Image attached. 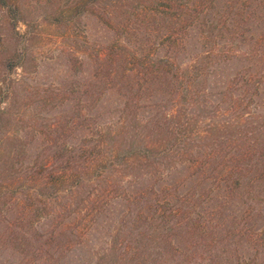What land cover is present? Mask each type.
<instances>
[{"label": "rangeland", "instance_id": "374dc122", "mask_svg": "<svg viewBox=\"0 0 264 264\" xmlns=\"http://www.w3.org/2000/svg\"><path fill=\"white\" fill-rule=\"evenodd\" d=\"M11 1L21 8V18L16 22L9 9L0 5V264H91L99 258L108 262L116 256L111 251L114 243L127 242L124 224L134 209L135 221L151 219L152 198L164 201L167 196L177 198L199 191H204L203 201L192 199L183 214L192 211L195 217L200 213L211 219L237 241L239 255L251 257L250 264H254L256 255L258 262L262 261L264 209L251 206L249 200L252 193L263 196L264 182H254L250 195L220 191L213 192L214 198L204 196L210 187L216 188L217 180L214 182L209 173L223 175L222 158L239 152L235 153L239 146L234 139L212 146L215 139L205 136L206 129L221 125L234 114L239 116L245 111L248 115L246 111L250 110L251 116L246 119L249 130L244 137L251 139V155L264 147V0H205L206 14L191 27L181 1L171 2L167 14L163 12L167 7L159 0H131L127 20L119 11L124 0H117L114 10H107L108 0H99L98 10L102 13L114 11L113 22L91 11L71 21L63 17L86 0ZM150 3L159 4L156 15L151 14ZM182 9L184 14L178 20L174 18L173 23L170 17ZM60 15L63 18L57 20ZM125 21L127 27L123 26ZM212 26L218 29L210 31ZM172 31L173 36L178 35L176 43L168 38ZM119 40L131 49L130 60L135 53V64L149 56L155 59L170 55L182 69L194 63L200 53L215 51L198 67L208 76L196 84L202 94L205 88L206 95L185 99V113L171 126L179 137L181 133L187 137L181 146L188 159L189 151L199 160L215 151L213 162L208 161L204 171L189 166L182 154L173 156L174 160L166 156L163 164L155 165L151 160L141 167L137 163L133 167L119 162L111 165L109 160L90 163L94 154L109 156L119 146H129L132 137L141 146L152 143L164 149L167 132L161 129L151 134L149 127L151 123L165 127L168 121L161 112L174 109L177 103V97L161 91L151 75L142 77L139 66L131 62L127 84L141 89L136 91L134 106L123 109L126 95L115 84L120 73L108 77L95 58L106 45ZM219 49L227 54L223 56ZM18 53L17 64L7 66L8 59ZM97 70L100 79L96 78ZM242 79L252 81L248 89L254 95L246 99L250 109L245 105L240 111L238 102L237 108H232L225 90L231 83L235 95L243 97L246 89L241 86ZM92 90L98 96L105 90L95 105L90 98ZM110 132L123 134L121 143ZM104 164L111 165L109 170L104 171ZM77 173L83 176L79 184ZM203 177L207 178L205 184H201ZM147 192L150 201L136 207L132 201ZM61 230L66 232L62 241L70 247L85 246L83 256L72 258L79 249L62 255ZM185 236L174 243L177 250L185 249ZM258 244L261 252L256 254ZM126 245H135L133 237ZM193 253L186 257L191 258ZM141 261L135 259L133 264Z\"/></svg>", "mask_w": 264, "mask_h": 264}, {"label": "trees", "instance_id": "16d2710c", "mask_svg": "<svg viewBox=\"0 0 264 264\" xmlns=\"http://www.w3.org/2000/svg\"><path fill=\"white\" fill-rule=\"evenodd\" d=\"M174 1H176V3L181 1L180 6L185 11H188V18L191 23L190 27L195 25L199 18L204 17V14H206L204 11L208 8L204 5L205 0H159L161 4H164L165 7H167L163 9V12L169 14V9H171L169 4ZM99 4V0H86L82 3L79 2L74 5V9L70 13L71 15L69 14L68 16L63 17H65L67 21H71L76 16L79 17L82 13L91 11L97 15V17L99 16L100 18H104L106 16L109 22H113L115 16L113 15L114 11H111L112 13L107 12L104 14V12L102 13L100 9L98 10V7L100 6ZM107 4L109 5L107 10H111V8L114 10L115 6H118L117 0H108ZM0 5L9 9L13 22L18 21L21 18V8L18 3H12L11 0H0ZM130 5L131 0H124V4L119 5V11H121L120 14L122 17L125 15L127 20L129 16L128 12H130ZM149 6L150 9L153 10L151 13L152 15H156L155 10L158 12L160 11L158 3H155V5L150 3ZM183 9L181 12L176 13V15L172 17H170L172 15L171 13L169 16L170 19L173 21L174 18L177 20L179 19L178 17L181 18V14H184ZM63 17L61 15L57 16V20H61ZM125 23L126 24L123 23V26L127 27L128 22L125 21ZM216 29L218 28L212 26L210 31H215ZM173 32L174 31H172L168 38L172 40V42L176 43L178 40V35L173 36L172 34L175 33ZM213 33V35H215V32ZM105 47L106 48L103 53H99L95 57L96 63H98L97 66L98 68H104L105 74L108 77H112L115 73H120V77L115 79V84L120 87L119 89L122 90V92H125L124 94L126 95V100L123 109L127 111L129 108L134 106L133 102L136 96V91H140L141 89L134 86L133 84H127V77H129L128 69H130L129 67L131 66L130 63L133 62V64H135V60L138 59H136L135 53L132 54L131 60L129 59L128 53L131 49L120 40L118 43H109ZM227 50L229 49L226 48V51ZM213 51L214 50H211L210 52L208 51L207 54L200 53L194 59V63H190V65H187L182 69L180 66L175 65L170 55L155 57V59H152L149 56L148 59H140L138 62L136 61L137 64H135V66H139L138 69L141 70L142 77H148L151 75V78H153L154 81H157L159 86L162 88L161 91L170 92L172 98L177 97V103L174 109H168V111L161 112L163 118L168 121L165 123V127L161 126L159 123L156 125L151 123V126L149 127L151 134H154V131L162 132V130H165V132H167L169 135L166 136L168 140L166 141L167 145L163 147L164 149H157L155 148V145H151L152 143L141 146L136 143V138L132 137L130 140L131 144H129V146H125L126 144L119 146V150L115 154L112 152L109 156H105L104 154L96 156L94 154L91 157L90 163H98L104 162V160H109L111 165H115L116 162H119L120 164L133 167V165H136L137 163V167H141L151 160L154 161L155 165L156 162L163 164V160L166 159V156L167 160H174L173 158L175 157L173 156L182 154L185 161H189V166H196L198 170L204 171L207 162H213L214 158L212 154H214L215 151L210 152L209 155H206L204 159L202 158L200 160L198 159V156L193 153V151H189L191 157L188 159V157H185V153H182V149L185 147L182 148L181 146L184 142H186L185 140L187 137H184L183 133H181V136L179 137V132L174 130L171 126L172 122L176 121V119H180V117L185 113L183 112V104L185 99L189 100V97L191 96L201 97V95H206L205 88H203V95L200 92L199 86H196L199 81L207 80L208 78L205 71L203 73L198 67L201 65L199 64L200 62H205L206 60L210 59V57H212L215 52ZM219 51L221 52V49H219ZM226 51L222 50L221 54L225 56L224 54H227ZM133 57H135V59ZM18 59H20L19 53L16 54V57L9 58L6 65L12 67L13 65L17 64ZM115 61H117V64L114 63ZM96 74V78L100 79V73L98 70ZM242 81L243 82L241 86L244 85V88L246 89L244 91L245 93H243V97L235 95V92H233L231 89V83L230 87L228 86L229 88L225 90L227 99L232 102V108H237L236 104L238 102V105H240V111L245 110V108L250 109L249 102L246 101V99H249L254 95L253 92H250L248 89L250 86H252V81L250 79H242ZM200 83L201 82H199V84ZM94 86L97 85L94 84ZM123 88L127 89L128 91L123 90ZM91 92L92 94L90 98L93 101V105H95V101H97L98 98L104 94L105 90L102 91L99 96L95 94V90H92ZM244 112L245 111H243L239 116L234 114L230 117H227V119H225L221 125L210 127L205 131L207 134L205 136H208V138L212 136L215 139V142L212 143V146H221L226 144L230 139H234L236 140L235 144H238L239 146V149H235V153L238 151L239 152L237 155L231 154L228 158H222L221 163L224 172L223 175L218 177L214 175V173H209V176L214 178V182L217 180V189L210 187L209 192L206 193L205 196L203 195L204 198H214L215 195L213 192L218 193L220 191H222L223 194L225 193L224 191L228 192L229 194L233 193V191H244L243 193H248L250 195V187L254 182L260 184L264 182V147L260 148L258 152L255 153L256 155H251V152H253L251 151L252 146L249 144L251 139L248 136L247 138L244 137L245 133H248L249 130V121H246V119L249 115L251 116V113L250 110L246 111L248 115H245ZM2 113L3 110L0 108V119L3 118ZM252 115H255V113ZM125 123L128 126H131L126 122V119ZM126 132L129 133L127 130ZM176 132L178 134H176ZM133 133L138 134L137 131ZM108 134H110L113 139H117V137H119L118 140L121 143L123 134L118 133L117 135H112L111 132ZM103 135L101 136V139ZM108 138H105L104 142H107L106 140ZM102 146L103 143L101 147ZM95 147L96 145H94V148ZM240 147H242V149H240ZM75 150L76 152H79V146L75 148ZM174 151H176L175 155H173ZM91 154H93V152H91ZM219 156L220 154H218V157ZM179 160L183 162L182 159ZM196 160L198 163H194ZM111 165L104 164V171L109 170V166ZM154 168L156 167L154 166ZM212 169L213 168H210L209 171H212ZM63 170H67V168H64ZM82 178L83 176L81 173L76 174V180L78 181V184L81 182L80 180ZM206 179V177H203L201 184H205ZM203 192L204 191H199L198 194L195 192L188 193L183 195V197L178 195L177 198L174 195L172 197H168L166 195L167 197L164 199V201H161L159 198L150 197L149 192L140 194L138 198H135L132 201L134 205L136 207H140V203H148L150 198H152L151 202L153 211L151 219L146 217L143 220L139 218L136 221L134 219L135 216L133 213L135 212V209L130 214H128L129 216L127 217L124 224L123 234L126 236L125 239L127 242L131 241V238L133 237L135 245L128 246L126 245L127 242H121L118 245L114 243L111 251L113 252V255L116 256L112 255V259L110 258L108 262L105 261L104 258H99L97 261L91 264H133L134 260L138 258H142L141 264H161L157 263L158 261H161L162 264H164L166 261L167 263L172 261V264H183L184 262L186 264H250L251 257H245L237 253V241L234 240L233 237L225 230V228H222L221 225L217 226L212 224L211 219L201 217V215H199L200 213H197L196 217L192 215V211H190V213L187 215L183 214V208L188 206L189 203L192 202V199L195 198L202 200ZM250 199L251 200H249V203H252L250 204L251 206L260 208L261 210L264 209V194L263 196L258 195V197H255L254 193H252V195H250ZM237 228L239 227L237 226ZM60 234V238H62L60 239V243L62 244L61 252L63 256H68L65 253L66 251L73 252L77 249H79V252L76 251L74 254H72V258L84 255L82 249H85V246L70 247L69 245L71 244H67L62 241L63 238L66 237V232L61 230ZM184 235H186L185 237L187 238L185 249L182 251L180 249L177 250V248L174 247L176 246L174 243H177L181 236ZM235 244L236 246H234ZM259 250L260 248L258 244L255 249V253L259 254V252H261V250ZM198 251H201V253L196 255V252ZM192 252H194L192 256L193 258L186 257L188 253L191 254ZM234 256H236V260ZM257 257L258 256L256 255V258ZM256 258L253 260L255 261L254 264H264V257L260 259L262 260L260 262H258V259ZM178 259H181L180 262H176Z\"/></svg>", "mask_w": 264, "mask_h": 264}]
</instances>
